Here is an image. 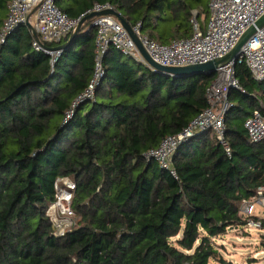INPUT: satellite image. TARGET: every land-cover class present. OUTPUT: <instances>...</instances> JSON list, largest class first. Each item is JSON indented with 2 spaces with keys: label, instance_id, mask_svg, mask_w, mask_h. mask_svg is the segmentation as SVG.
<instances>
[{
  "label": "trees",
  "instance_id": "1",
  "mask_svg": "<svg viewBox=\"0 0 264 264\" xmlns=\"http://www.w3.org/2000/svg\"><path fill=\"white\" fill-rule=\"evenodd\" d=\"M10 2L0 0V30ZM209 2L56 0L72 19L110 3L163 44L193 34L194 10L206 23ZM94 19L64 48L72 33L36 49L27 24L0 43V264H235L216 241L245 228L243 200L264 187V140L245 127L254 110L264 116V81L236 64L242 90L227 95L230 155L206 130L180 143L164 168L147 154L210 106L218 72L173 77L111 44L95 100L80 102L95 70ZM56 48L54 60L44 49ZM61 177L76 183V225L57 237L47 209ZM252 218L264 229V218Z\"/></svg>",
  "mask_w": 264,
  "mask_h": 264
},
{
  "label": "built area",
  "instance_id": "2",
  "mask_svg": "<svg viewBox=\"0 0 264 264\" xmlns=\"http://www.w3.org/2000/svg\"><path fill=\"white\" fill-rule=\"evenodd\" d=\"M35 8L33 25L40 37V40L34 43L36 49L44 48L45 42H58L73 33L83 16L92 12L114 10L110 3H97L80 18L72 19L57 6L56 0H11L8 15L0 30V43L4 42L9 32L22 24H27L28 21L31 22V18L29 20L28 17ZM263 15L264 0H210L209 18L205 26L198 18V11H193L191 17L193 34L188 38H177L163 44L143 33L141 23L132 26V30L154 61L166 66H186L206 63L228 54L247 29ZM94 18L93 25L97 27L96 64L89 87L78 98L80 102L95 100L97 87L105 76L104 55L111 44L138 63L152 68L134 37L116 16L103 14ZM44 50L51 53L54 60L61 52V49L57 48L51 51ZM237 63H246L253 78L264 81V25L244 44L236 61H230L217 68L218 81L223 87L224 95L219 107L216 108L209 99L210 106L206 110L195 117L181 132L166 137L158 147L147 154L149 158H154L164 168H170L172 155L178 145L189 140L195 133L206 130H213L227 153L231 154L228 142L224 138L225 114L231 106L227 99L229 90L231 88L242 90L235 77ZM245 127L252 141L264 140V116L260 110L252 112L245 120ZM172 173L176 176L174 170ZM55 189V199L48 207L47 215L51 220L54 235L61 237L76 225L75 211L72 208L76 183L70 177H61L57 180ZM260 208L264 210V187H261L254 196L243 200L241 212L247 219L245 226L247 230L262 229L261 221L252 218L257 215V209Z\"/></svg>",
  "mask_w": 264,
  "mask_h": 264
},
{
  "label": "water",
  "instance_id": "3",
  "mask_svg": "<svg viewBox=\"0 0 264 264\" xmlns=\"http://www.w3.org/2000/svg\"><path fill=\"white\" fill-rule=\"evenodd\" d=\"M36 8L29 15V17H28L29 20H30L31 16L35 13ZM103 14L114 15L118 18L119 21H121L123 23V25L127 28V30L131 33V35L134 37V39L138 43V45H139L143 55L147 59V61L152 66V68H149V67H147V68H149L153 71L168 74V75L173 76V77L189 76V75H196V74H202V73L210 74V73L216 71L217 68L219 66H221L222 64L228 63L230 61H236L238 58V55L240 54V52L242 50V47L244 46V44L253 36V34L257 31L258 28H260L264 25V15H263L253 25H251L247 29V31L242 35V37L239 39V41L237 42L235 47L228 54L224 55L221 58H218V59L206 62V63H198V64H192V65H186V66H166V65H162L160 63H157L156 61H154L149 56V54L142 47L138 37L133 32L132 26L121 17L120 13H118L116 10H104L101 12H92L88 15L83 16L80 19V21L77 25V28L71 34L69 41L59 48H64L72 42L73 38L80 31L82 25L84 24V22L86 20L94 18L98 15H103ZM27 25L29 26L30 30L32 31L34 38L37 41H39L40 37H39L37 31L34 29L32 23L30 21H28ZM216 251H217V249H216Z\"/></svg>",
  "mask_w": 264,
  "mask_h": 264
},
{
  "label": "rangeland",
  "instance_id": "4",
  "mask_svg": "<svg viewBox=\"0 0 264 264\" xmlns=\"http://www.w3.org/2000/svg\"><path fill=\"white\" fill-rule=\"evenodd\" d=\"M34 16V14L32 15ZM31 16V17H32ZM35 24V18H33ZM32 24V25H33ZM34 27V25H33ZM35 29V28H34ZM219 74L215 82L212 84L209 91V99L218 108L220 102L224 100L223 87L218 81ZM222 87V88H221ZM264 211L263 209H257L258 211ZM258 229L247 230L246 228H230L221 237L217 238V251L220 252L223 257L227 260L233 261L235 264H249L251 259L250 256L254 255L255 250L263 251L258 254V263L263 264L264 262V247L262 246V234L258 233ZM210 264H221L219 262L211 261Z\"/></svg>",
  "mask_w": 264,
  "mask_h": 264
},
{
  "label": "crops",
  "instance_id": "5",
  "mask_svg": "<svg viewBox=\"0 0 264 264\" xmlns=\"http://www.w3.org/2000/svg\"><path fill=\"white\" fill-rule=\"evenodd\" d=\"M33 18H35L34 16H32L31 17V23L33 24L34 23V21H33ZM204 19V16L202 17V22L205 24V21L203 20ZM257 216H259V217H261V218H264V211H258V213H257ZM259 232L258 233H260L261 232V234H264V229H259L258 230ZM263 251L261 250V251H257V250H255V252H254V255H252V256H250L248 259H255V261H253V262H250L249 261V264H257L258 262V254H261ZM263 264H264V262H263Z\"/></svg>",
  "mask_w": 264,
  "mask_h": 264
}]
</instances>
